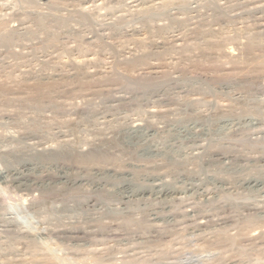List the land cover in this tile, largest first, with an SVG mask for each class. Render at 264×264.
<instances>
[{
	"label": "rangeland",
	"instance_id": "1",
	"mask_svg": "<svg viewBox=\"0 0 264 264\" xmlns=\"http://www.w3.org/2000/svg\"><path fill=\"white\" fill-rule=\"evenodd\" d=\"M0 171V264H264V0H0Z\"/></svg>",
	"mask_w": 264,
	"mask_h": 264
},
{
	"label": "bare ground",
	"instance_id": "2",
	"mask_svg": "<svg viewBox=\"0 0 264 264\" xmlns=\"http://www.w3.org/2000/svg\"><path fill=\"white\" fill-rule=\"evenodd\" d=\"M178 126V125H177ZM133 127V126H132ZM184 127V126H183ZM181 129V128H180ZM184 129V128H183ZM186 130V129H185ZM184 131V130H183ZM187 131V130H186ZM262 131V130H261ZM181 133V132H180ZM184 133V132H183ZM196 133V132H195ZM194 133V134H195ZM204 134V132L202 133ZM207 134V133H205ZM192 135L191 132L186 134L185 136H182L180 135L178 132H174L173 135H166L164 137H158L156 136L155 134H148L146 131H140L138 132V130H135L134 129H131L130 132H123L122 134V142L127 144L128 146H130L132 148L133 151L136 152V154H138L139 156H142V157H151V156H156L158 155L161 156V157H164L166 160H168L170 162V165L171 164H176L178 163V157H177V154H176V151H172V152H169V143L171 141H175V142H178V141H182L183 139H186V138H189L191 139L192 138ZM194 138V137H193ZM194 141V140H193ZM172 144V143H171ZM201 148V147H200ZM57 152V151H56ZM64 155H68V152L66 151H62L60 153H54V156L55 158L56 157H61V156H64ZM222 158L225 159V154H221ZM167 161V162H168ZM20 169V168H19ZM17 170V169H16ZM23 170V169H22ZM27 170V169H26ZM20 171V170H19ZM4 173V172H3ZM1 173L0 171V177H4V174ZM6 174V173H5ZM18 174V173H16ZM20 174V173H19ZM49 175V174H48ZM28 176V175H27ZM32 176V175H30ZM53 176V175H52ZM135 176V175H133ZM259 176V175H258ZM263 176V175H262ZM262 176H259V177H262ZM40 177V176H39ZM69 177L68 175L66 176V178ZM54 178V177H52ZM57 178V177H56ZM65 178V179H66ZM159 178V177H158ZM161 178V177H160ZM252 179V178H251ZM54 180V179H53ZM56 180V179H55ZM58 180V178H57ZM158 180V179H157ZM246 180V179H245ZM249 180V179H248ZM247 180V181H248ZM21 181V180H20ZM61 181V180H60ZM37 182V181H36ZM35 182V183H36ZM56 182V181H55ZM256 182H258L259 184H264V180L263 178H258L256 179ZM257 183V184H258ZM159 184V183H158ZM191 186V185H190ZM200 186V185H198ZM183 195V194H182ZM176 198V197H175ZM129 199V198H128ZM180 199V197L178 198ZM90 202L91 200L88 199ZM125 200V199H123ZM127 200V199H126ZM101 201V200H100ZM129 201V200H128ZM96 202V201H95ZM94 202V203H95ZM124 202V201H123ZM126 203V201H125ZM189 203V202H188ZM160 216V215H159ZM65 231V230H64ZM68 231V230H67ZM83 231V230H82ZM70 232V231H68ZM78 233V232H77ZM84 233V232H83ZM70 234V233H69ZM71 235V234H70ZM82 235V234H81ZM73 236V235H72Z\"/></svg>",
	"mask_w": 264,
	"mask_h": 264
}]
</instances>
